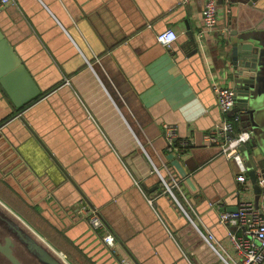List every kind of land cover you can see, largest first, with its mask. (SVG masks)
<instances>
[{
	"label": "crops",
	"instance_id": "0c3cea01",
	"mask_svg": "<svg viewBox=\"0 0 264 264\" xmlns=\"http://www.w3.org/2000/svg\"><path fill=\"white\" fill-rule=\"evenodd\" d=\"M243 1L233 0L235 8L247 5ZM203 3L204 0L188 4L181 0H17L0 9L4 32L38 81L48 87L58 80H68L51 102L30 105L27 117L70 175L84 184L98 203H104L96 208L109 231H114L111 232L116 234V243H123L137 261L129 259L126 251L123 254L117 247L111 249L120 264L122 258L129 264H226L223 257L238 262L241 257L229 235L240 236L243 232L234 226L232 232L229 225L220 222V209L238 208L242 201L264 204L262 196L257 201L249 175L248 188L239 191V167L205 137L221 121L213 87L233 84L221 74L219 61L212 56L216 31L220 27L224 30L223 25L227 24L226 8L219 3L217 27L200 36L204 30ZM188 25L204 48L205 70L194 58L176 57L179 44H189ZM168 28L178 34L174 47L164 46L156 37ZM96 51L101 53L99 57ZM87 55L95 58L90 61ZM94 63L116 98L119 95L126 115L93 69ZM66 72L72 73L69 78ZM8 110L0 92V117ZM236 111L242 114L235 123L236 129H248L243 112ZM165 123L176 127L178 149H168ZM6 130L13 132L8 127ZM17 132L27 144L26 152L37 155L39 162H46V157L29 141L27 130L21 126ZM140 140L149 153L141 149ZM5 143L8 141L2 144ZM246 145L251 148L250 142ZM11 148L10 144L7 150ZM16 153L6 154L1 160L6 162L3 168H11L10 172L20 170L17 162L22 160L27 167L24 176L31 180V167ZM129 156L140 178L129 168L128 175L119 165V160ZM171 168L180 179L176 180L174 194L192 220L170 193L163 190L154 194L153 187L162 182L157 173L164 170L173 176ZM143 182L152 193L146 194ZM6 184L0 178V202L17 211L9 203L12 201L24 215L36 218L34 209ZM39 186L32 189L26 183L27 195L36 192L31 199L45 194L47 186L37 192ZM58 187L60 201L53 199V206L60 210L69 206L78 218L77 221L70 214L63 219L59 216L62 221L72 222L64 230L80 223L91 230L79 210L85 200L79 199L72 183L67 180ZM46 212L62 225L51 211ZM37 220L56 238L59 247L54 246L55 249L44 240L68 264H91L88 259L82 261L77 249L60 232L49 229L39 214ZM74 231L79 237L80 232L87 230L85 227ZM210 233L213 239L208 241L206 236Z\"/></svg>",
	"mask_w": 264,
	"mask_h": 264
},
{
	"label": "water",
	"instance_id": "95a60500",
	"mask_svg": "<svg viewBox=\"0 0 264 264\" xmlns=\"http://www.w3.org/2000/svg\"><path fill=\"white\" fill-rule=\"evenodd\" d=\"M259 1H261V3L256 4ZM218 3H222V0H219ZM243 3L247 5H239L238 8H235L236 6L233 0H230L229 7L226 8L228 16L227 24L225 26L223 25L224 30H220L222 29V27H220L218 28L219 30L217 29L216 31V43L213 46L212 56L219 61V71H221V74L233 84V88L236 91V106L234 110H241L243 112V117L248 122V129L252 132V138L250 140L251 148L249 149L247 145H243L241 149L244 155L249 158L247 162L248 175L253 185V191L257 196V201H259L264 190V184L260 183V180H264V0H244ZM254 4L255 7H253ZM245 10L248 11L245 12ZM187 29L189 30V44L187 46L179 44L180 46L175 51L176 57L182 59L185 57L194 58L196 62L201 65L202 69L205 70L204 48L190 30L189 25ZM68 31L71 34L73 33L72 29H68ZM177 40L178 38L171 43V46L174 47ZM96 54L97 57H99L101 53L96 51ZM87 56L90 61L95 58L90 55ZM92 67L101 77L102 81L106 83V87H109L110 95L117 102L121 112L126 115L122 108L123 106L119 102V95L116 98V95L111 91L110 84L106 81L104 75L101 74L97 64H92ZM71 74L72 73L66 72L68 78ZM36 77V73L28 66L19 49L13 45L4 32L3 26L0 24V92L6 99L9 107V110L0 117V178L27 203L41 208V214L52 222V224L64 230L65 227L71 226L72 222L70 223L69 221V223H67L65 220L62 221V219L65 218L66 214L72 215V211L69 206H63V210L53 206L54 200L60 201L58 194V189L60 187L56 188L57 186L62 185L68 180L78 191L80 200H85L93 207H100L104 203H98L94 199L93 194L85 188L84 184L78 183L70 175L68 170L53 154L52 150L44 142L27 117L26 110L30 105L38 101L51 102L53 97L57 95V92L60 93V89L68 82L67 79H62L46 87L42 85ZM21 126L27 130L30 138L29 141L38 148L41 155L46 157V162L41 159L39 162V159L35 157L37 155L26 152L27 144L22 142L20 134L17 132ZM6 127L13 132L6 130ZM133 130L138 136V139H140L138 132L134 128ZM14 135L17 141L14 139ZM6 140L8 143L3 145L2 143ZM10 144L13 148L7 150ZM141 149L149 153L142 141ZM12 151H16L20 154L31 167L33 174L31 180H33L34 183L28 179L29 176H24V170L27 167H24L25 164L22 163V160L17 162L20 170L10 172L11 168L8 170L3 168L6 162L4 161V163H1V160H4L6 154L8 156ZM119 162V165L125 169L128 175H130V169L136 178H140V173L132 162L131 156L126 157L122 161L119 160ZM171 173L177 181L180 180L173 168H171ZM157 176L160 181L161 178H165L170 185H173L172 178H170V174L166 173V171L164 173V170H160ZM35 181L38 182L41 187L37 185ZM28 182L32 185V189L39 186L37 192H40L46 185L45 194L38 195L31 199L36 192L34 195H32V193L27 195L28 189L26 183ZM41 182L43 183L42 185ZM141 186L147 195L153 192L147 187L146 182L141 183ZM153 188L155 190L154 194H160L165 189L163 181ZM150 196L152 195L150 194L149 197ZM111 198L112 194H110L109 199ZM54 209L58 210L54 211ZM237 209V207H233L230 208L229 211H236ZM48 210L61 221L62 225L58 224L53 217L46 212ZM57 215L58 217L63 216L62 219L60 217L58 218ZM72 217L78 221L75 214H73ZM105 223L107 224L106 221ZM85 227L87 230L86 232L83 231ZM74 229L83 232H80L78 237L74 234L76 233ZM230 229V231L234 232L232 226H230ZM111 231L114 232L113 230ZM65 233L70 238L76 240L87 256L96 264H120L118 257L113 255L102 242L99 233L94 229L90 230L87 224L81 225L80 223L71 229L65 230ZM116 247L121 250L123 254L124 251H126L125 255L129 259L136 261L127 251L123 243L119 241L116 243ZM15 250L20 252L23 259L16 254ZM0 264L68 263L12 209L0 202Z\"/></svg>",
	"mask_w": 264,
	"mask_h": 264
},
{
	"label": "built area",
	"instance_id": "2783aa9c",
	"mask_svg": "<svg viewBox=\"0 0 264 264\" xmlns=\"http://www.w3.org/2000/svg\"><path fill=\"white\" fill-rule=\"evenodd\" d=\"M192 1L182 0L184 4ZM218 2L219 0H204L202 8L204 30L199 33L200 36L205 31L213 30L217 27L219 18ZM11 3H17V0H0V9ZM222 3L227 8L229 7L230 0H222ZM156 37L159 43L170 47L171 43L178 38V34L172 28H168L157 33ZM213 90L217 96L218 108L221 112V121L216 123L205 137L211 144L218 146L225 157L236 160L239 167V173L236 179L240 183L239 191L243 192L248 188L249 178L247 158L241 148L250 142L252 132L248 129H236L235 123L241 120L242 114L234 110L236 106V91L233 86L215 85ZM164 129L168 149H178L179 147L176 144V127L165 123ZM170 178H172L173 185H170L165 178H162L165 186L164 190L179 202L173 190L174 186H178V182H176V179L171 174ZM260 183L264 184V180H260ZM262 197L264 198V190ZM180 206L192 220L191 215L181 203ZM79 210L88 221L90 227L101 232L102 242L108 248L115 250L116 237L109 231L100 211L86 201L82 202ZM219 215L220 222L241 229L243 232L240 236L235 233H230L229 235L241 260L231 262V260L223 257L226 264H264V204L258 206L250 201H242L236 211L220 209ZM206 239L210 241L213 239V235L211 233L208 234ZM122 263L129 264L126 258H122Z\"/></svg>",
	"mask_w": 264,
	"mask_h": 264
},
{
	"label": "trees",
	"instance_id": "16d2710c",
	"mask_svg": "<svg viewBox=\"0 0 264 264\" xmlns=\"http://www.w3.org/2000/svg\"><path fill=\"white\" fill-rule=\"evenodd\" d=\"M4 181V180H3ZM8 187H10L8 184H6ZM11 188V187H10ZM25 203H27L21 196H19ZM9 203L12 204L13 208L16 209L20 214H22L23 216L27 217V219H29L30 221H32V223L36 226L37 229H39L50 241H52L56 246L59 247V244L57 241H55V237H53L46 229L43 227V225L41 223L38 222L37 217L36 218H32L28 215H24V213L22 212V210L17 207L16 205H14V203L12 201H10ZM30 207H32L34 209V211H32V213H36L39 214L46 222L47 226L49 227V229H55L56 231L60 232L62 234V238L66 241H69L78 251V253H80L82 258V261H85V259H88L90 261L91 264H96L90 257L87 256V254L84 252L83 248L80 246L79 243L76 242V240L70 238L68 235H66L65 230L59 229L58 227H56L54 224H52V222H50L45 216H43L41 214V211H38V207L32 206L29 203H27ZM40 212V213H39ZM96 231V230H95ZM98 233H100V231H97ZM112 253L113 250H111L110 248H108ZM70 254V253H69ZM114 255V254H113Z\"/></svg>",
	"mask_w": 264,
	"mask_h": 264
},
{
	"label": "rangeland",
	"instance_id": "374dc122",
	"mask_svg": "<svg viewBox=\"0 0 264 264\" xmlns=\"http://www.w3.org/2000/svg\"><path fill=\"white\" fill-rule=\"evenodd\" d=\"M248 130H250V129H248ZM251 131V130H250ZM233 161H234V163H235V165L238 167V165H237V162H236V160L235 159H233ZM15 211V210H14ZM15 212H17V214H19V216H21V218L29 225V226H31L32 227V229H34L41 237H43L44 239H46L49 243H51L50 245L51 246H56L52 241H50L49 239H47L46 237H45V235L39 230V229H37L36 228V226L32 223V221H30L29 219H27V217H25V216H23L22 214H20L18 211H15ZM35 216L37 217V214L35 213ZM55 248V247H54ZM55 249H57V248H55ZM15 252H16V254L20 257V258H22V256H21V254H20V252H18L17 250H15ZM23 259V258H22Z\"/></svg>",
	"mask_w": 264,
	"mask_h": 264
}]
</instances>
